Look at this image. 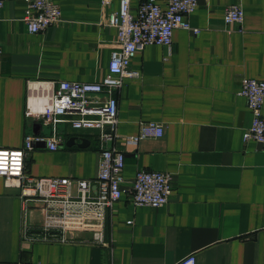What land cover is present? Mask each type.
<instances>
[{"label": "crops", "instance_id": "1", "mask_svg": "<svg viewBox=\"0 0 264 264\" xmlns=\"http://www.w3.org/2000/svg\"><path fill=\"white\" fill-rule=\"evenodd\" d=\"M54 1L62 19L41 32L29 31L25 0H5L0 10V148L49 135L25 113L38 82L99 81L109 72L118 31L106 20L120 0ZM141 1L131 0L133 12ZM231 4L242 7L241 22L226 21ZM188 18L200 32L176 28L170 46L139 49L131 60L138 75L116 93L121 136L138 134L144 122L165 128L136 146L118 142L128 190L107 210L103 240L89 231L43 238L39 204L24 213L22 187L0 175V264H175L188 254L196 264H264V142L245 141L253 112L240 94L242 77L264 79V0H200ZM61 130L56 150L34 142L27 169L94 180L99 130ZM141 169L172 176L166 204L133 202Z\"/></svg>", "mask_w": 264, "mask_h": 264}, {"label": "built area", "instance_id": "2", "mask_svg": "<svg viewBox=\"0 0 264 264\" xmlns=\"http://www.w3.org/2000/svg\"><path fill=\"white\" fill-rule=\"evenodd\" d=\"M25 1V20L31 32L44 31L62 19L61 7L54 0ZM199 1L168 0L164 7L156 0H142L133 12L131 0H120L119 10L110 12L106 20L117 28L118 47L112 51L109 72L101 80H43L30 88L25 113L50 127V133L47 136L28 134L23 148H0V175L22 187L24 213L33 210L34 203L39 204L43 238L58 234L62 238L74 237L89 231L98 241L103 240L107 210L128 190L122 187L126 150L118 142L136 146L143 138L162 136L165 128L158 122H144L138 134L121 136L116 93L126 77L138 75L131 69V60L139 49L148 44L170 46L176 28L200 32L188 18ZM4 3L5 0H0V10ZM226 10L228 23L243 20L244 11L239 4H231ZM240 94L246 96L253 112L244 139L264 142V79L242 77ZM65 123L78 129L99 130L101 161L94 180L35 176L27 169L26 159L35 141H46L51 150L63 144L60 133ZM135 178L129 189L135 204L162 206L169 201L173 180L169 173L141 169ZM196 263V255L188 254L175 264Z\"/></svg>", "mask_w": 264, "mask_h": 264}, {"label": "rangeland", "instance_id": "3", "mask_svg": "<svg viewBox=\"0 0 264 264\" xmlns=\"http://www.w3.org/2000/svg\"><path fill=\"white\" fill-rule=\"evenodd\" d=\"M45 127V130H46V133H48L50 131V127L48 126H44Z\"/></svg>", "mask_w": 264, "mask_h": 264}]
</instances>
